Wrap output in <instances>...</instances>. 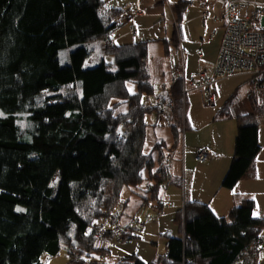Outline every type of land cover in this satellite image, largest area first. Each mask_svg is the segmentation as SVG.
<instances>
[{"label":"trees","instance_id":"1","mask_svg":"<svg viewBox=\"0 0 264 264\" xmlns=\"http://www.w3.org/2000/svg\"><path fill=\"white\" fill-rule=\"evenodd\" d=\"M189 4L175 6L181 23ZM128 23L126 11L110 7L107 0H0V264H45V254L57 256L63 247L71 264L257 261L264 246V218L254 215V200H245L227 217L218 216L209 203L187 201L179 214L180 236L167 238L163 256L153 262L137 255L116 263L100 259L109 250L98 247L99 236L112 240L116 229L104 228L101 221L118 223L116 210L126 187L146 193L138 192L144 205L153 202L161 212L162 190L180 184L167 159L188 124L185 77H174L162 98L172 97L164 121L175 143L169 148L160 141L152 152L144 151L148 128L159 126L147 121L148 114L156 111L162 117L156 100H149L155 94L148 67L151 41H112ZM181 33L182 26L165 41L167 54L171 44L184 51ZM99 39L114 61L85 68L92 54L87 46ZM68 48L75 49L62 64L60 53ZM253 97L252 113L237 117L225 189L257 176L264 106ZM236 99L234 93L216 118L231 117ZM56 175L59 181L53 186ZM123 232L121 241L134 236Z\"/></svg>","mask_w":264,"mask_h":264},{"label":"rangeland","instance_id":"2","mask_svg":"<svg viewBox=\"0 0 264 264\" xmlns=\"http://www.w3.org/2000/svg\"><path fill=\"white\" fill-rule=\"evenodd\" d=\"M135 1V0H134ZM164 2L158 3V7L160 8L161 15L157 18H143L137 20L136 27L133 26L132 21L128 24L124 25L116 34L113 35V43L114 45H119V42H129V41H148L154 40L149 44V59H148V67H149V74L151 76L152 84L155 87V94L150 97V102L157 103V99L166 96L168 91L171 89L173 78H174V70L175 69H183V59L180 47L179 49L174 46L173 44L170 45V53H166L165 49V41L172 40V37L175 33V29L171 23L174 17H177L174 9L175 6L180 2H189L190 9L186 15H184V46L187 48L189 45L192 47V50L197 53V57L199 56L197 50L200 47L201 37H206L207 32L204 28L203 23L201 22L200 14L202 12L201 9V0H163ZM164 14L163 20L161 17ZM178 19V17H177ZM212 27V34L214 40L211 42V46L204 47L201 45V48L204 54L207 53L206 48L210 52V56H216L218 53V41L220 40L221 36L223 35V30L221 25L218 23H213ZM211 29V28H210ZM134 31L136 35H134ZM139 31V33H137ZM180 32V31H179ZM215 33V34H214ZM181 36H178V41L180 45H182V33ZM118 36H120V40H118ZM137 39H134L132 37ZM90 50H92L91 56L87 59V63L85 68H94L102 64V62L106 61L107 63L111 64L114 61V57L112 55L106 54V46L104 40H97L92 43H89L87 46ZM75 48H68L60 53V60L62 64H67L70 60V52ZM185 64L186 61L189 60L190 54L189 52L185 53L184 56ZM199 58V57H198ZM192 58L191 60L198 61L200 59ZM210 59V57H208ZM198 74V73H197ZM196 74V75H197ZM196 75L193 79L188 82L187 79H182L186 82V89L189 91L187 96V107L185 111V116L189 117L190 120L197 119L198 121L202 119H206L208 116H215L217 113H220L223 110L221 106L215 108L206 107L204 104L203 95L200 91L192 90L191 84L192 81L196 78ZM243 76V75H238ZM236 77V76H234ZM233 77V78H234ZM186 78V77H185ZM232 78V77H230ZM229 79V78H228ZM238 79L240 82L246 80L245 77H236L230 81H237ZM228 81L227 78L220 79V81ZM219 81V80H218ZM217 81V82H218ZM216 82V84H217ZM189 83V84H188ZM215 84V85H216ZM244 86V83H241ZM189 85V87L187 86ZM241 86L240 91H243V87ZM132 92H137V87L134 84L129 85ZM237 87V86H236ZM235 90V87H233ZM253 90V89H252ZM256 94H261L264 98V90L263 89H255ZM238 91V98H240L241 94ZM221 94L222 90L219 89L217 91ZM249 92L246 91L244 94L247 96ZM259 92V93H258ZM243 96V94H242ZM216 98V96H215ZM247 98V97H246ZM161 104L164 107L168 106V101L166 98L161 99ZM160 106V105H158ZM188 108V109H187ZM221 108V109H220ZM161 113V112H160ZM163 119V118H162ZM159 117V114L156 111L148 114L147 121L150 124H159V128L155 130V126H150L147 130V139L144 146V151L146 153H150L153 151L157 141L159 138L166 140L167 142L171 143L172 140V130L169 126L167 121L162 120ZM166 120V119H165ZM160 121V122H159ZM160 123H162L160 126ZM183 131V130H182ZM181 140H184V134H181ZM175 151V150H174ZM178 153V152H177ZM183 160V159H182ZM196 161L200 164H204L196 159ZM59 178L56 175L54 178L52 185L56 186L58 184ZM186 182V177L184 178V183ZM184 183L183 181L180 182L178 185L179 189H182V195H180L178 199V203L175 206V201L171 195H168L164 188L162 191V201H163V210L159 212L156 208V205L152 202L151 204L144 205V200L141 198L142 196L138 194L141 193V190H134L132 188L126 187L123 191L122 198L123 204H121L117 208V212L120 214V218L118 219V223L116 225H112L110 221H101L103 223L104 228L115 229L117 226H120L123 231L127 229V231H131L134 235L130 240H113L110 244V256L106 258V261L117 262L123 260L125 258L133 257V255L139 256L145 262H153L160 256H163L166 253V241L169 237V234L172 233L174 237L180 236V228H181V221L179 214L182 210H184L185 202L193 201L194 198H191V181L189 179V183L187 186V191H184ZM148 188V182H146L142 186V191H146ZM173 187L172 189H174ZM225 193V191L221 192ZM142 195H146V193H141ZM222 194L219 195L221 197ZM224 195V194H223ZM141 196V197H140ZM253 200V199H251ZM115 211L116 216L117 212ZM261 214V215H260ZM181 215V214H180ZM256 215L264 218V203H260L259 208L256 212ZM184 217V216H183ZM182 217V218H183ZM127 226H130L128 229ZM108 239V238H106ZM263 239H264V231H263ZM105 240L98 241L101 245H104ZM43 262L46 264H71L70 257L68 254V250L66 247H63L62 251L57 256H50L45 254L42 258ZM253 264H264V246H262V250L258 255V259Z\"/></svg>","mask_w":264,"mask_h":264},{"label":"crops","instance_id":"3","mask_svg":"<svg viewBox=\"0 0 264 264\" xmlns=\"http://www.w3.org/2000/svg\"><path fill=\"white\" fill-rule=\"evenodd\" d=\"M108 5L112 8L125 10L128 22L131 23L134 27H136L137 20L143 18H157L161 15L160 8L158 7V3H161L163 0H107ZM135 3L142 10L141 15H133L132 11H130V4ZM190 7L187 8L186 14L189 11ZM185 14V15H186ZM202 14V12H201ZM200 14V18H201ZM130 15V16H129ZM164 16V14H162ZM202 22V18H201ZM203 23V22H202ZM213 23H217L213 19L208 21V27H204L207 32V36L201 37L200 47L195 53V50H192L189 45L187 48L184 46V21L182 23V44H183V53L185 56L186 52H189L190 58L186 61L185 64V79L190 82L193 77L200 72L202 69L209 70L210 72L214 71V67L218 61L219 56V48L221 45V38L218 41V53L216 56H210L209 50L206 48L207 53L204 54L201 45L204 47L211 46L213 38ZM211 28V29H210ZM139 33V31H137ZM215 34V33H214ZM119 41H121L120 36L117 37ZM134 39V36L132 37ZM136 41V40H134ZM134 41L129 42H119L120 44H127ZM154 41V40H148ZM210 57V59L208 58ZM192 58L200 59L199 62L195 60H191ZM87 63V61H86ZM184 71V70H183ZM234 77V76H233ZM227 78L228 81L222 80L218 81L214 86L215 88V96H216V106H224L227 100L234 94L237 93V99L231 107V117L224 119H217L215 116H208L206 119H202L198 121L197 119L190 120L188 119L187 128H185L183 132L184 140H181V134L179 136L178 146L175 151L169 152V156H172V159L169 163V171L171 176L175 181L181 179V182L184 183V178L186 177V182L184 183V191H187V186L189 183V179L191 181L190 191L191 198H194L196 201H202L205 203H209L214 212L220 217H227L230 211L236 207L240 206L245 200L253 199L255 202V212L254 215L256 217H260L256 215V212L259 208L260 203H264V125L259 128V137L260 142L263 145L262 151L258 158L257 163V176L255 178H246L238 183V185L234 189H225L222 188V182L227 174L230 165L235 156V141L238 133V121L237 117L246 116L252 113V104L251 98L255 99L257 105L264 106V98L262 95L256 94V86L255 84L248 80L240 82L238 79L234 82L230 81L236 77H245V76H236L234 78ZM241 83H244L242 86ZM189 84V83H188ZM189 87V85H187ZM237 86V87H236ZM241 86L243 87V91H240ZM235 87V90L234 88ZM190 88V87H189ZM222 90L221 94L217 91ZM247 96H245V92L248 91ZM253 89V90H252ZM238 91H240L241 96L238 98ZM247 97V98H246ZM220 108V109H221ZM188 109V108H187ZM159 128V126H155V130ZM160 141H164L167 143L168 147H172L175 143V139L172 133L171 143L167 142L164 139L159 138L157 143ZM203 149H210L217 156H223L222 158H213L210 161L205 162L204 164H200L196 161L197 154L199 151ZM178 152V153H177ZM183 159V160H182ZM179 184H171L166 186L167 191H165L168 195H171L175 201V206L178 203V199L180 195H182L181 190L178 187ZM175 187L174 189H172ZM225 191V193H221ZM221 197H219V195ZM224 194V195H223ZM186 203V202H185ZM261 215V214H260ZM184 227H182L183 229ZM104 245L99 243V247L107 248L109 250L110 244L114 242L113 240L107 239L104 241ZM109 256H110V250ZM109 263H116L108 261ZM118 262V261H117ZM46 264V263H45Z\"/></svg>","mask_w":264,"mask_h":264},{"label":"built area","instance_id":"4","mask_svg":"<svg viewBox=\"0 0 264 264\" xmlns=\"http://www.w3.org/2000/svg\"><path fill=\"white\" fill-rule=\"evenodd\" d=\"M132 15H141L142 10L137 4L131 3ZM202 22L204 27H208V21L213 19L223 29V38L219 50L218 62L212 74L202 69L192 81L191 88L200 91L203 95L206 107L215 108V84L218 80L233 76L243 75L251 78L256 89L264 90V0H201ZM163 20H166L161 17ZM175 31L179 33L182 23L176 17L171 21ZM134 35L136 32L134 31ZM183 53V50L181 51ZM183 69H175L174 77H185ZM185 90V96L188 94ZM171 96L166 99L171 101ZM161 99H157L160 105L161 117L165 120V109L161 104ZM168 102V103H169ZM162 119V120H163ZM217 156L210 149H203L198 152L197 160L207 162ZM172 157H168L167 164ZM169 186V184H167ZM122 230L115 229L112 240L121 241ZM99 240H107L99 236ZM263 244L260 239L258 247ZM108 252H103L100 259L106 261Z\"/></svg>","mask_w":264,"mask_h":264},{"label":"bare ground","instance_id":"5","mask_svg":"<svg viewBox=\"0 0 264 264\" xmlns=\"http://www.w3.org/2000/svg\"><path fill=\"white\" fill-rule=\"evenodd\" d=\"M128 227V226H127ZM117 228H120L121 229V227L120 226H117ZM122 230V229H121Z\"/></svg>","mask_w":264,"mask_h":264},{"label":"water","instance_id":"6","mask_svg":"<svg viewBox=\"0 0 264 264\" xmlns=\"http://www.w3.org/2000/svg\"><path fill=\"white\" fill-rule=\"evenodd\" d=\"M172 235V233L169 234V237Z\"/></svg>","mask_w":264,"mask_h":264}]
</instances>
